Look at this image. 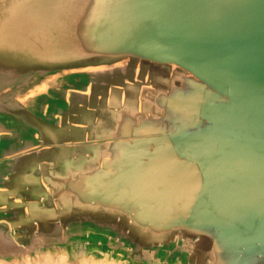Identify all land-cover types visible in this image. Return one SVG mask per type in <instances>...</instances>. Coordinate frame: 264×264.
Wrapping results in <instances>:
<instances>
[{"label": "water", "instance_id": "95a60500", "mask_svg": "<svg viewBox=\"0 0 264 264\" xmlns=\"http://www.w3.org/2000/svg\"><path fill=\"white\" fill-rule=\"evenodd\" d=\"M39 254L264 264V0H0V261Z\"/></svg>", "mask_w": 264, "mask_h": 264}, {"label": "rangeland", "instance_id": "374dc122", "mask_svg": "<svg viewBox=\"0 0 264 264\" xmlns=\"http://www.w3.org/2000/svg\"><path fill=\"white\" fill-rule=\"evenodd\" d=\"M81 247L80 246H78V248H77V250H78V254H79V252L81 251ZM84 250H86L85 248H84ZM87 251V250H86ZM89 252V251H88ZM81 253V252H80ZM73 258H75L74 257V254H73V256H72ZM69 263L71 262V263H75L74 262V260L73 261H68ZM0 264H15V262H12V263H9V262H1L0 261ZM16 264H18V263H16ZM19 264H61V262H56V261H46L45 260V258H44V256H41L40 254L39 255H37L36 256V258L35 259H32V260H30V261H23V262H19ZM116 264H121V263H119V262H117Z\"/></svg>", "mask_w": 264, "mask_h": 264}]
</instances>
